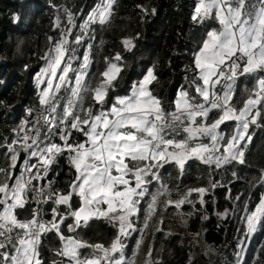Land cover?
<instances>
[{"label":"snow or ice","instance_id":"snow-or-ice-1","mask_svg":"<svg viewBox=\"0 0 264 264\" xmlns=\"http://www.w3.org/2000/svg\"><path fill=\"white\" fill-rule=\"evenodd\" d=\"M116 4L96 0L84 15L52 5L58 38L48 37L34 75L38 107L27 109L12 135L0 137L7 160L0 167V264H137L148 231H164L170 208L183 217V205L195 207L193 193L204 205L210 188L223 187L215 173L230 171L232 184L250 167L255 129H264V0H193L190 20L201 35L185 65V84L167 105L154 91L155 64L123 94L121 52L104 57L99 76L93 71L94 50L104 44L95 43L96 29L111 23ZM136 7L145 17L156 13ZM121 42L125 51L135 48V37ZM65 159L70 176L62 188ZM195 162L208 170L209 186L182 192ZM169 169L178 183H169ZM258 171L249 183L264 188V168ZM231 191L226 198L234 207L220 216L236 214L241 195L233 199ZM242 211L246 239L264 230V192L254 204L244 200ZM95 220L112 228L107 244L86 238ZM261 250L264 242L253 264ZM154 251L147 248L142 264H164Z\"/></svg>","mask_w":264,"mask_h":264},{"label":"trees","instance_id":"trees-1","mask_svg":"<svg viewBox=\"0 0 264 264\" xmlns=\"http://www.w3.org/2000/svg\"><path fill=\"white\" fill-rule=\"evenodd\" d=\"M95 3L96 0H0V101L3 102L0 103V137L12 135L11 129L23 118V106H38L34 75L44 64L40 57L49 46L48 37L58 38V30L53 28L58 13L52 5L67 7L73 13L84 15ZM136 5H145L149 9L154 7L156 13L145 17ZM192 5L193 0H117L111 23L102 30L96 29L95 43L103 39L104 44L101 50H94L97 63L93 65V71L99 76L104 67V57L121 52L125 66L117 90L123 94L131 81L155 64L158 80L154 82V91L167 105L177 89L185 84V65L190 62V51L201 35L190 20ZM59 14L62 26L66 25L64 13L61 11ZM123 37H135L132 51L124 50ZM3 151L0 149V153ZM247 159L250 167L239 172L240 179L232 184L227 183L231 179L230 171L214 174L223 187L210 188L204 195V205L200 204L198 194L193 193L195 207L183 205V217L174 207L170 208L164 214V231L155 234L148 231L138 253L137 264H142L151 245H154V256H163L164 264H188L190 256L193 258L191 264H202L188 243L195 236H201L206 244L215 247L233 237L243 239L242 256L233 257L231 263L253 264V256L264 242V230H258L245 240L240 216L244 214L243 201L251 197L254 204L264 192L259 185L251 186L255 183L253 178L259 176L258 170L264 168V129H255ZM6 164L7 160L0 155V167ZM60 167V186L64 188L70 176L66 159ZM169 173V183H178L176 170L169 169ZM208 175V170L199 162L193 163L183 178L185 187L181 191H186L187 187H208ZM228 188L232 190L233 199L239 194L241 201L237 202L239 207L235 215L229 211L228 215L220 216L218 213L234 207L233 200L226 198ZM112 233V228L103 220H95L90 222L86 238L93 243L107 244ZM255 264H264V250H261V259Z\"/></svg>","mask_w":264,"mask_h":264},{"label":"rangeland","instance_id":"rangeland-1","mask_svg":"<svg viewBox=\"0 0 264 264\" xmlns=\"http://www.w3.org/2000/svg\"><path fill=\"white\" fill-rule=\"evenodd\" d=\"M245 240H248V239H245ZM188 243L193 248L195 255L200 258V262H202V264H213L215 261V257L219 255L217 251L212 250L208 246V244L203 242L201 236L191 237ZM198 246H199V249H198ZM237 246H238V250L236 254L234 255L236 258L242 256L243 239H239ZM209 253H211L212 256H210ZM238 253L240 254V256L237 255ZM239 263L240 262H237L236 264H239Z\"/></svg>","mask_w":264,"mask_h":264},{"label":"built area","instance_id":"built-area-1","mask_svg":"<svg viewBox=\"0 0 264 264\" xmlns=\"http://www.w3.org/2000/svg\"><path fill=\"white\" fill-rule=\"evenodd\" d=\"M76 31L77 29L74 28L73 33H75ZM73 38H74L73 36H69L70 41ZM29 108H36V107L23 106L21 108L23 111L22 117H25L27 115V109ZM238 241L239 240L236 237H233L232 239H229L228 241L223 242L219 247H217V248H220V252H219V255L215 258V261L213 264H232L231 259L235 257L234 255L236 254L238 250V246H237ZM212 247L216 248L215 246H212Z\"/></svg>","mask_w":264,"mask_h":264},{"label":"crops","instance_id":"crops-1","mask_svg":"<svg viewBox=\"0 0 264 264\" xmlns=\"http://www.w3.org/2000/svg\"><path fill=\"white\" fill-rule=\"evenodd\" d=\"M204 242V241H203ZM196 245H198V244H196ZM212 250H215V251H217L218 253L220 252V248H214V247H212V246H210V245H208ZM198 249H199V246H198ZM209 255L210 256H212V254L211 253H209ZM211 258V257H210ZM216 258V257H215Z\"/></svg>","mask_w":264,"mask_h":264},{"label":"water","instance_id":"water-1","mask_svg":"<svg viewBox=\"0 0 264 264\" xmlns=\"http://www.w3.org/2000/svg\"><path fill=\"white\" fill-rule=\"evenodd\" d=\"M21 165H22V164H21ZM21 165H20V166H21ZM17 174H18V173H17Z\"/></svg>","mask_w":264,"mask_h":264}]
</instances>
